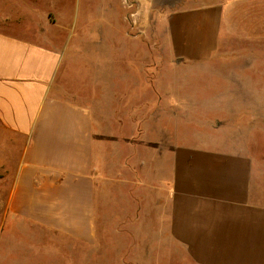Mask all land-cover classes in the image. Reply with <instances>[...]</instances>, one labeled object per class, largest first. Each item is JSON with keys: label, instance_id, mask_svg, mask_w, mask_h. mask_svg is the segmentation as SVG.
<instances>
[{"label": "crops", "instance_id": "0c3cea01", "mask_svg": "<svg viewBox=\"0 0 264 264\" xmlns=\"http://www.w3.org/2000/svg\"><path fill=\"white\" fill-rule=\"evenodd\" d=\"M230 1L131 0L130 7L137 16L162 20L152 32L165 33L171 57L201 62L220 46ZM50 25L63 29L48 18L34 36L0 29V128L9 141L4 153L18 150L8 159L15 166L0 169V264H60L62 253L73 254L95 237L92 110L62 90L65 56L48 36ZM128 77L120 74V81ZM153 107L160 109L156 99ZM155 122L167 137V125ZM159 134L149 183L133 180L150 193V247L174 242L194 264H264V156L210 143H179L162 152ZM140 210L138 204L134 220Z\"/></svg>", "mask_w": 264, "mask_h": 264}, {"label": "rangeland", "instance_id": "374dc122", "mask_svg": "<svg viewBox=\"0 0 264 264\" xmlns=\"http://www.w3.org/2000/svg\"><path fill=\"white\" fill-rule=\"evenodd\" d=\"M45 18L63 28L50 25L48 35L63 46L62 90L92 110L98 174L94 240L62 253L60 264H194L174 242L150 247V193L133 180L149 183L159 131L162 152L210 143L264 156V0H231L220 46L201 62L171 57L165 33L152 32L162 20L137 16L122 0H0V29L34 36ZM154 99L166 111L154 112ZM7 137L0 128V169L13 168L8 159L18 156L15 146L4 153Z\"/></svg>", "mask_w": 264, "mask_h": 264}, {"label": "built area", "instance_id": "2783aa9c", "mask_svg": "<svg viewBox=\"0 0 264 264\" xmlns=\"http://www.w3.org/2000/svg\"><path fill=\"white\" fill-rule=\"evenodd\" d=\"M123 4L130 7L131 6V0H122Z\"/></svg>", "mask_w": 264, "mask_h": 264}]
</instances>
